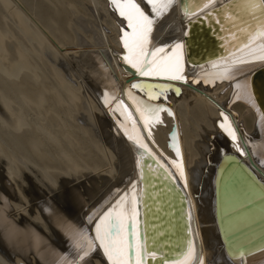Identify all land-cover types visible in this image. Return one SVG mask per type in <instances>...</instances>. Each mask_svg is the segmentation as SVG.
Masks as SVG:
<instances>
[{
  "label": "bare ground",
  "instance_id": "6f19581e",
  "mask_svg": "<svg viewBox=\"0 0 264 264\" xmlns=\"http://www.w3.org/2000/svg\"><path fill=\"white\" fill-rule=\"evenodd\" d=\"M1 1L12 10L20 22L30 23L31 26L27 27L26 36H24L30 43L36 41L39 47L49 45L52 50L64 55L70 62L74 61L76 54L79 53L77 65L86 81L84 84L88 88V97L84 96L85 99L81 96L82 92L68 83L65 77L59 78L62 84L61 90L54 88L46 77L39 74L37 65L32 64L28 60L29 57L24 55L25 53H20L19 61L14 60L16 63L13 62L12 66L9 65L11 66L10 70L4 71L5 86L11 84L13 87L19 86L20 88L26 86L28 91L27 93L23 92L22 96L18 98L17 95L7 97L0 89V102L4 109L10 113L12 120H14L13 117L15 118L12 111L15 108L14 106L12 109L13 105L20 107V110L16 111L19 115L18 119L15 118L13 125L9 123L14 126L13 130L5 132L7 141L0 144V153L8 160L7 175L3 176L4 179L2 177L6 191L0 190V243L10 256H15L7 259L0 254V264H58L61 259L65 258L69 264H72L80 254L74 248L73 240L70 239L72 235L70 229L73 226L85 231L96 245L95 250L79 264H111L104 255L99 240L96 239L95 225L105 213L117 205L125 193L128 194L129 200L124 205V211L127 212L128 219L131 220V195L134 192L136 198L142 196L143 188L140 182L142 157L148 153L156 158L159 165L176 182L178 188H180V183L183 185L190 203L187 209L191 231L190 241L179 257L163 259V264H201V262L202 264H264V190L237 165H232L227 171H222V168L217 169V177H214L221 152L217 146L232 145L231 151L234 150L240 160L256 173L264 186V117L254 98L249 76H244L264 65V60L258 59L262 53L257 51L256 57H248L249 62L232 64V61L238 57H244L247 52L259 49L261 45H264V37L258 36L259 31L253 36L256 37L254 40L252 38L247 42L250 45L249 48H244L245 45H243L235 55L231 52L232 55L225 57L227 52L224 56L222 55L224 58L211 61L198 68L187 64L183 48V75L187 77V82H184L183 80H169L161 76H140L135 68L123 60V57L129 53L123 47L121 38V46H119L117 38L118 35L122 37V29H126V21H121L123 18L114 10L109 0H90L91 6L100 8L102 12L105 11L108 14L107 18L110 19L109 24L106 22V26L110 29L108 31L111 35L108 36L106 33L107 43L103 49L94 46L90 48L86 45V47H80L75 43L74 46L68 45L66 42L69 40L66 36L61 35L59 29L54 32L51 26L42 25L25 7L22 0ZM176 2L177 0L159 18V23L162 24L161 21H165L166 25L169 23L168 35L156 31L155 25L158 22L153 25L150 50L158 46H168L167 51L171 52L176 43H183L185 25L192 15L182 13ZM225 2L226 0H215L214 3H206L203 12L219 7ZM70 10H74L79 21L83 18L84 15L80 14L75 7L71 6ZM149 14L151 15V13ZM102 25L105 26V24ZM71 26L72 24H70ZM126 30L131 31L130 29ZM1 38L3 41L4 36ZM242 48L244 51H241ZM41 58L42 56L39 59L40 62H42ZM217 61L222 66L227 64L231 67L225 73L222 66L214 67ZM53 71L56 76L59 75L57 70ZM217 73H223V75H213ZM51 74L53 76V72ZM53 77L55 78V74ZM55 81L57 82V80ZM140 81L161 82L169 85L142 83L156 86L157 91H154L155 87L149 89L153 92L160 93L163 90L161 99L155 101L148 100L146 94L142 95L146 90H141L142 93H139L136 89L131 88L133 83ZM60 83L58 84L60 85ZM237 84L241 85L239 89L236 87ZM170 88H173V91L169 95ZM34 89H36L33 91L36 94L35 98L33 95L30 96V91ZM130 90L138 100L170 109L173 115H169L167 111L160 112L159 116L162 122L150 123L146 129L140 119V114L136 111V105L127 95ZM261 93L263 94V92ZM164 98H167L169 103ZM105 99L108 101L107 104L104 102ZM121 101L132 113V117L136 121L135 126H133L132 120L128 119L127 113L123 111V107L120 105ZM86 103L91 112L90 121L93 119V124L94 122L98 123L95 124L100 127L98 131H101V138L97 131L96 134L89 130L90 121L87 122L84 117L85 113H83ZM195 109L200 111V117L194 115ZM225 115L228 116V121L236 130V141H233L219 127L220 123H226ZM10 120L9 122L12 121ZM92 126L94 127V125ZM174 126H176V132L169 137ZM201 129H206L216 135V141L210 152L205 153L204 156L201 155L198 148V144L201 143H198L201 140L198 141ZM149 130L151 131L150 136ZM0 131L4 132L5 128L0 127ZM201 135H203L202 131ZM128 136H132L134 139L130 140ZM174 137L175 139H173ZM13 138L15 141L17 140V145L13 143L15 146H18L19 143L22 144L23 148L20 146L23 149L20 150L24 151L22 156L15 155V151L19 147L14 149L10 141V139L14 140ZM136 139L147 144L150 152L139 148L135 143ZM84 145L103 156L108 168L105 169V165L100 162L94 163L86 160ZM137 148H139V152ZM176 148H179L180 156H177ZM241 151H243V155ZM116 162L119 163L120 169L114 171ZM181 162L184 178L180 176V170L175 167L176 163ZM91 163L92 165L94 163L92 167ZM20 165L22 169H25V172H30L28 170L30 169L42 178L37 182L38 184L35 182L37 185L34 184L37 189L40 187L44 191L38 193L42 200L39 201L37 209L34 208V212L25 207L19 208L20 204L14 201V196L17 194L15 195L13 187L18 188L14 166ZM214 165L215 167H213ZM113 171L115 175L122 173L125 176L124 183L113 188L110 186L111 188L107 189L103 195V191L100 190L102 191L100 192L101 197L99 196L97 199L90 194L87 201L88 198H84L86 195L84 190H82L85 194L83 196L80 191L78 192L76 186L73 187V184V188L66 190V196L69 197V201L66 199L67 206H61L62 203L59 204L53 194L56 189L66 188L68 183L77 182L81 178L87 177L93 178V188L96 187L95 189L99 191L97 179L101 180L107 175H112ZM233 176L236 177L237 187L233 189L231 183L228 187H224L222 203L219 206L217 203L219 184L222 178L224 183ZM65 178L68 181L62 184L57 183V180L62 181ZM133 185H135L134 188ZM20 190L18 188V194H20V200H23L26 197L22 196L23 199H21V195L24 193L22 194ZM56 191L58 192V190ZM61 192L63 193V191ZM212 199H214L213 206ZM259 199L262 200L256 202ZM253 201L256 203L250 209L241 210V207ZM236 209L239 211L224 218V215ZM218 212H220L223 221L222 229L218 224ZM90 219L91 222H89ZM137 223L136 217L134 224ZM194 226L196 233H194ZM240 230L242 232L229 244L230 250L227 249L225 236ZM138 243L139 241L136 244ZM149 257L156 259L157 255L155 257L145 256V258Z\"/></svg>",
  "mask_w": 264,
  "mask_h": 264
},
{
  "label": "water",
  "instance_id": "95a60500",
  "mask_svg": "<svg viewBox=\"0 0 264 264\" xmlns=\"http://www.w3.org/2000/svg\"><path fill=\"white\" fill-rule=\"evenodd\" d=\"M206 3L207 0H177L176 2L182 13L192 15V18L186 22L182 42L184 43L185 60L187 64L195 68L222 59L227 52L225 57L237 53L264 25V4H261L260 0H226L219 7L203 12ZM231 52L233 53L231 54ZM244 76H249L254 98L264 117V65ZM137 83L169 85L151 81ZM156 88L154 91H157ZM136 90L142 93L141 90ZM171 91H173V88L168 90L169 95ZM142 95H145V93H142ZM164 100L169 103L167 98H164ZM175 132L176 126L173 127L169 137L173 136ZM217 147L221 152L216 167L213 166L215 167L214 177H217V169L222 168V171H227L232 165H237L264 190L262 181L256 173L240 160L234 150L231 151L232 145ZM137 149L139 152V148ZM140 173L143 190L142 196L137 198L138 223H132L131 240L135 246L137 241L140 242L142 239L148 252L156 253V259L152 257L144 258V264H163V259L169 260L179 257L185 251L188 241H190L191 231L187 214L190 203L183 185L180 183V188H178L176 182L159 165L152 154L148 153L143 157ZM230 183L233 189L237 187L235 176L224 183L222 178L219 184L217 190V203L219 206L222 203L223 189L228 187ZM214 199H212V206ZM261 200L259 199L256 202ZM256 202L245 204L241 207V210L250 209ZM237 211L239 210L236 209L227 213L224 218L232 216ZM217 214L218 224L222 229V217L220 212ZM193 228L194 233H196V227ZM240 232L242 230L225 236L227 249L230 248L229 244L238 237L237 235ZM235 235L236 237H234ZM231 237L233 238L230 239ZM10 257L14 258L15 256L11 255Z\"/></svg>",
  "mask_w": 264,
  "mask_h": 264
},
{
  "label": "rangeland",
  "instance_id": "374dc122",
  "mask_svg": "<svg viewBox=\"0 0 264 264\" xmlns=\"http://www.w3.org/2000/svg\"><path fill=\"white\" fill-rule=\"evenodd\" d=\"M22 1H23V4L25 5V7L33 14V16L38 21H40L42 23V25L47 26V27L51 26V28L53 29L54 32L57 29H59L61 35L66 36V38L69 40L68 42H66V43H68V45L72 44L74 46L76 44V45H79L80 47L81 46L84 47L86 45L87 47H90V48H93L92 46H94V47H98L100 49H103V47L107 43V41H106L107 40V37H106L107 34H108V36L111 35V33L109 32L110 29H108V27L106 26L107 25L106 22H108V24L110 22V19L107 18L108 14H106L105 11L102 12L100 8L97 9L94 6H91L90 5V0H22ZM136 2L139 3L141 5V7L144 8L145 11L151 13V8L147 4L146 0H136ZM70 4H71L72 7H75V9H77L80 14L86 16L87 18H85L83 16V18H81V20L79 21V19L76 16L77 14L75 12H73L74 10L73 11L70 10V7H71ZM104 12H105V14H104ZM69 14H70V16H69ZM151 15H152V13H151ZM102 18H104V19L102 20ZM159 18H161V17L160 16L159 17H154V19H155V23L154 24H156L158 22V24L155 25L156 31L158 30L159 33H161V34L164 33L163 35H166V34L168 35L167 31H169V28H170L169 23L166 25L165 21H161L162 22V24H161V23H159L160 22ZM82 19H83V21H82ZM122 20L123 19H121V21ZM87 22H89V23H87ZM70 24H72V26H71L72 28L70 27ZM102 24H105V26H103ZM119 25L117 26V28L119 27ZM28 26H31L30 23H25L24 24V23L20 22L19 18L12 13V10L10 8H8L7 6H5L2 3V1L0 0V38L2 36H4L3 41H2V38L0 39V44H1L0 45V89H2L3 95H5L7 97H11L13 95H17L18 98H20L22 96L23 92L27 93L28 88L26 86H24L22 88H20L19 86L13 87V84L5 86V84H4L5 81H3L4 80L3 78H5V72L4 71L7 72L8 69L14 63H16V61H14V60L20 59L19 58L20 57V53H22V54L25 53L24 55L27 56V58L29 57L28 60H30V62H32V64L34 63L35 65H37V67L39 69V74L43 75L44 77H46L48 79V82L50 83V85H52L54 88H56L57 90H61V88H62L61 85L62 84L60 83L61 80L59 78H61V77L64 78L65 77V79L68 81V83H70L75 89L78 88L77 90L79 92H82L81 96L88 97V88H87V85H85L86 81H85V79H84V77H83V75L81 73V70H80L79 66L77 65V63H78L77 59L79 58L77 56L79 55V53L76 54L77 56L75 57L74 61L70 62L69 59L66 58L64 55H61L59 52H56V51L52 50V47H50L49 45H46V46H43V47H39L37 45L36 41H32L30 43L28 38H24V36H26L25 32H26V29H27ZM104 29H106V30H104ZM24 33H25V35H24ZM53 34H55V33H53ZM56 35L58 36V34H56ZM120 38L121 37H119V35H118L117 39H118V43H120L119 46H121ZM24 39L27 40V41L25 40L26 43H24L25 42ZM79 42H80V44H77ZM40 55L42 56V58H41L42 62L39 61V59L41 57ZM38 57H39V59H38ZM9 65H11V66H9ZM53 68H55V69H53ZM53 70H57L59 72L58 73L59 75H57L58 77L56 76V73ZM83 70H82V72H85ZM49 72H50V74H49ZM52 72H53V76L55 74V78L52 76V74H51ZM56 77H57V79H56ZM39 78H40V76H39ZM55 80H57V82L60 83V85ZM77 81H78V83H76ZM18 82L20 84V81H18ZM213 88H214V86H213ZM33 91H36V89L30 91V96L33 95L34 98H35L36 94ZM14 106H15V108H14ZM84 107H85L84 111H83V113H85L84 117H85V119H87V122H89L90 121V117L89 116H90L91 112H90V109H89L87 103H86V106H84ZM19 108L20 107L19 106L16 107V105H13V107H12L13 115L15 114L14 115L15 118L19 117V115H17V112H18L17 110H20ZM6 112H7V114H6ZM9 114L10 113H8V111L4 109V107L2 105V102H0V118H1L0 119V127L3 126V128H5L4 132L0 131V144H4V142L7 141V138H6L7 137V135H6L7 130H13V128H14V126H11V125L14 124L15 118L13 117L14 120H12V118H11V116ZM7 115H9V116H7ZM86 115H88V116H86ZM194 115L197 116V117H200V111L198 109H195ZM8 118H10L12 121L10 119H8ZM6 119H8V120L6 121ZM9 120L11 122H9ZM92 121H94V120L92 119L89 122V125H91V127H92L91 128L89 126V130L91 132H93V133H96V131H97V133H99V135H100L101 131H98V130H100L99 125L95 124L97 122H94V124H93ZM9 123H11V125ZM92 125H94V127ZM201 131H202V134L204 136L201 135ZM201 131H200L199 136H198V141L201 139L198 142V143L201 142L200 144H198V146H199L198 148L200 150L201 155L204 156L205 153H209L210 152L214 142L216 141V135L208 132V130H206V129L205 130L201 129ZM204 131H205V133H204ZM100 138H101V135H100ZM206 140H207V142H206ZM10 141H11V144L14 146L15 150L19 147L15 151L16 152L15 155L16 156H22L24 154V151H22L23 150L22 149L23 148L22 144L19 143L18 146H15V145H17V143H16L17 140L15 141V139L14 140L10 139ZM209 142H210V145H209ZM13 146H11L12 149H13ZM83 148L85 149L84 150L85 151V156L84 157H85L86 160H88L90 162H94V163H96V162L99 163L100 162V163L105 165V167H104L105 169L108 168L107 167V162L103 158V156H101L100 154H97L96 152L91 150L86 145H84ZM20 149H22V150H20ZM232 149H233V147H232ZM1 154L2 153H0V178H1L2 181L0 180V190L1 191H6L5 190L6 188H4V186H3V179H4L3 176L5 175V177H6V175H7L6 168H7L8 160L6 158H4ZM94 163H93V165H94ZM93 165L91 163V167ZM119 169H120L119 163L116 162L115 165H114V171L115 170H119ZM14 170H16V173H17V182H16L17 183V187L19 188V190L21 189L20 191L22 192V194L24 193L23 195H21V197L22 196L24 198L26 197L25 199H23V197L21 198L24 201L20 200V194H18L19 193L18 188H16L12 184L14 186L13 189H14L15 195L16 194L19 195V196H17V195L14 196V198H15L14 201H15V203H19L20 204L19 208H22V207L24 208L25 207L27 210H31L32 212H34V210H35L34 208H36L38 206V204H39V201L42 200L40 198L39 194L42 193V191H43V189H41L39 186H38L39 188L37 189V187H35V185H37L38 184L37 182H39L40 179H42V178H41V176H39L38 173H37L38 174L37 175L36 172H33L30 169H28L30 172H25L24 171L25 169H22L21 165L20 166H14ZM114 171H113L112 175H109V176L107 175L105 178H103L101 180L97 179V182H99L98 183L99 184V191L97 189H95L96 187L93 188L94 187V184L92 185V183H94L93 180H92L93 178L92 177L91 178L87 177V178H83V179L81 178L77 182L74 181L72 183H68L66 188H64V189L60 188L61 190L60 189H56V190H58V192L56 190H54L53 194L55 195V198H56L57 202L59 201L58 202L59 204L62 203V204H60L61 206H67L68 201H69V197L66 196L67 195L66 194V192H67L66 190H70L71 187H72V184H73V187L76 186L78 192L80 191V193L83 196L86 194L84 198L85 199L88 198V199H86L87 201L90 198L89 197L90 194L95 196L94 198L97 199L99 196L101 197V193L100 192L103 191L102 192V195H103L106 192L107 189L109 190L111 187L112 188L114 186L117 187L118 185H121V184L124 183L123 181L125 180V176H123L122 173L118 174V175L117 174L115 175ZM27 174H29V175H27ZM33 174H34V176H33ZM2 177H3V179H2ZM88 179H91V180L88 181ZM66 181H68V180L65 178V180L63 179L62 181L57 180V183L58 184L59 183L62 184L63 182H66ZM95 181H96V179H95ZM100 182L103 184V186H101L102 184ZM83 185H84V187H83ZM100 187H101V189H100ZM102 187L105 188V189H103ZM39 189H40V191H39ZM82 190H84L85 194L83 193ZM94 190H97V191H94ZM100 190H102V191H100ZM61 191H63V193ZM88 191H91V192H88ZM92 191H93V194H92ZM61 194H62V197H64V198L61 197ZM95 194H97V195H95ZM32 195H33V197H32ZM56 195H57V197H56ZM66 199L68 201H66ZM63 200L65 201L66 204L64 203ZM0 251H1L0 254L3 257H5L7 259L10 258L9 254H7V251L5 250L4 246L1 245V243H0Z\"/></svg>",
  "mask_w": 264,
  "mask_h": 264
},
{
  "label": "snow or ice",
  "instance_id": "6c2138e0",
  "mask_svg": "<svg viewBox=\"0 0 264 264\" xmlns=\"http://www.w3.org/2000/svg\"><path fill=\"white\" fill-rule=\"evenodd\" d=\"M113 5L114 10L118 12L119 16L126 21V29H122V43L123 47L129 53L123 57V60L129 64L132 68H135L140 76H161L169 80H183L187 82V77L183 75V43H176L171 52L167 51L168 46H158L150 50L149 46L152 44L151 34L153 32V25L155 23L154 17L161 16L168 10L175 0H146L147 4L151 8V13H147L144 8L141 7L136 0H109ZM215 0H207V3H214ZM261 4H264V0H260ZM187 14V13H186ZM258 36L264 37V25L259 29ZM256 37H253V40ZM250 45L246 44L244 48H249ZM241 51H244L242 48ZM259 51L262 53L258 59L264 60V45H261L259 49H252L247 52L244 57H238L232 61V64L247 63L248 57H256V53ZM235 55V54H234ZM221 63L217 61L214 67H221ZM225 73L231 65H223ZM213 75H223V73H217ZM198 82V81H194ZM156 87L149 84L133 83L132 89L146 90L145 94L148 100H157L163 95V90L160 93L153 92L149 89ZM239 89L241 85L237 84ZM127 95L133 100L136 105V111L140 114V119L143 121L144 127L148 129L149 124L161 123L159 116L160 112L167 111L169 115H173L170 109L153 106L138 100L130 90ZM105 104L108 103L105 99ZM123 107V111L127 113L128 119L132 120L133 126L136 121L132 117V113L128 111L127 106L123 105V101L120 102ZM223 115V114H222ZM226 123H220L219 127L227 133V135L233 140H237L236 130L232 127L228 116H224ZM127 135V132H125ZM149 136L151 131L148 132ZM130 140L134 139L132 136H128ZM175 139V137L173 138ZM135 143L139 148L150 152L147 144L136 139ZM175 147V144L173 145ZM239 150V148H238ZM177 156H180L179 148H176ZM243 155V151H241ZM143 159V157H142ZM175 167L180 170V176L184 178L183 165L176 163ZM187 181L185 178V187ZM135 185H133V188ZM129 200L127 193L117 202V205L109 210L95 225L96 239L100 242V247L103 249L104 255L107 257L111 264H144V258L146 255L156 256L155 252H148L143 240L133 245L131 240V227L132 223L136 221L138 212L136 205L138 203L135 193L131 195L132 207L131 221L128 219L127 212L124 211V205ZM91 222V219L90 221ZM72 235L70 239L73 240V246L79 251L78 259L73 261L72 264H79L80 261H84L85 257L95 250L96 245L88 234L82 229H77L74 226L70 229ZM123 234V235H122ZM119 238V239H117ZM58 264H69L67 259H61ZM202 264V262H201Z\"/></svg>",
  "mask_w": 264,
  "mask_h": 264
}]
</instances>
